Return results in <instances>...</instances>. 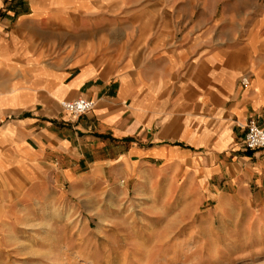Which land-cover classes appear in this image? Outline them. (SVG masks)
<instances>
[{"label":"crops","instance_id":"0c3cea01","mask_svg":"<svg viewBox=\"0 0 264 264\" xmlns=\"http://www.w3.org/2000/svg\"><path fill=\"white\" fill-rule=\"evenodd\" d=\"M122 5L0 0V222L45 191L83 195L90 178L134 182L162 205L264 192V150L244 143L249 121L264 128V33L235 49L141 40L134 3L130 23ZM79 98L94 110H62Z\"/></svg>","mask_w":264,"mask_h":264},{"label":"rangeland","instance_id":"374dc122","mask_svg":"<svg viewBox=\"0 0 264 264\" xmlns=\"http://www.w3.org/2000/svg\"><path fill=\"white\" fill-rule=\"evenodd\" d=\"M121 1L126 23L134 3L141 40L201 38L235 49L264 33V0ZM93 179L83 195L45 191L0 222V264H264V192L255 186L247 204L162 205L160 192L134 182Z\"/></svg>","mask_w":264,"mask_h":264},{"label":"built area","instance_id":"2783aa9c","mask_svg":"<svg viewBox=\"0 0 264 264\" xmlns=\"http://www.w3.org/2000/svg\"><path fill=\"white\" fill-rule=\"evenodd\" d=\"M249 79L244 78L242 84L244 87L249 86ZM62 110L74 116H82L92 112L96 103L86 98L76 100H63L60 102ZM245 149L247 151L264 150V128L255 120H251L245 126Z\"/></svg>","mask_w":264,"mask_h":264}]
</instances>
